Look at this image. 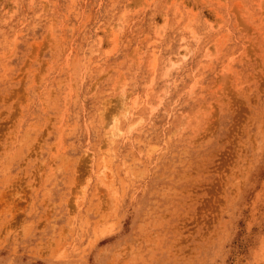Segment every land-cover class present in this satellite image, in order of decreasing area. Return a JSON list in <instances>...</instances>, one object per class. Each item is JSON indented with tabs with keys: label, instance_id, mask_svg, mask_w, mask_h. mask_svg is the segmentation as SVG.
I'll use <instances>...</instances> for the list:
<instances>
[{
	"label": "rangeland",
	"instance_id": "1",
	"mask_svg": "<svg viewBox=\"0 0 264 264\" xmlns=\"http://www.w3.org/2000/svg\"><path fill=\"white\" fill-rule=\"evenodd\" d=\"M0 264H264V0H0Z\"/></svg>",
	"mask_w": 264,
	"mask_h": 264
}]
</instances>
